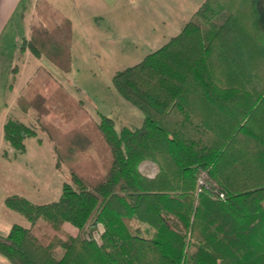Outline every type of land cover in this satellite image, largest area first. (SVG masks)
Masks as SVG:
<instances>
[{
  "label": "trees",
  "instance_id": "1",
  "mask_svg": "<svg viewBox=\"0 0 264 264\" xmlns=\"http://www.w3.org/2000/svg\"><path fill=\"white\" fill-rule=\"evenodd\" d=\"M56 13L54 27L32 25L25 43L70 73L72 21ZM180 32L114 73V87L144 115L140 127L119 131L101 114L60 132L44 120L51 108L36 83L21 89L16 104L53 141L56 167L93 148L104 171L79 160L57 201L5 199L32 226L42 218L79 231L44 242L14 224L0 235L12 264H264V0H204ZM3 130L21 151L37 135L15 118ZM145 161L155 175L142 172ZM100 225L101 242L82 236Z\"/></svg>",
  "mask_w": 264,
  "mask_h": 264
},
{
  "label": "rangeland",
  "instance_id": "2",
  "mask_svg": "<svg viewBox=\"0 0 264 264\" xmlns=\"http://www.w3.org/2000/svg\"><path fill=\"white\" fill-rule=\"evenodd\" d=\"M86 2L89 3L88 0ZM90 2L94 6L92 0ZM122 9L112 17H106L104 23H101L103 28L113 26V35L118 43L105 37L103 41L96 40L88 44L81 36L80 26L74 22L75 38L72 40L74 48L70 73L60 70L44 57L45 60L41 63L43 67L40 66L39 71L31 73L32 81L39 87V92L51 108L44 120L53 124L60 132L68 133L90 122L98 123L101 114L113 118L119 131L124 126L140 127L144 115L114 87V73L140 62L164 45L170 36L176 35V28L190 17L194 4L191 0L180 3L173 0H129ZM34 12L35 20L30 26L29 36L24 40L21 38L23 36L18 38L16 52L23 54L25 50H29L25 42L30 37L32 25L41 24L48 28L59 22L57 9L48 0H37ZM22 33L24 32L21 35ZM117 44L123 47L122 50L114 48ZM29 74L22 76L21 83L25 84ZM61 90L66 91V94ZM8 117L24 122L35 129L37 135L26 138L25 150H18L7 143L4 122L0 118V235H8L11 227L19 224L33 229L44 242L55 235L64 240L73 229L53 227L42 218L32 226L23 214L8 208L5 199L10 195H21L38 204L57 201L62 195L63 183L70 181L69 165L91 158L95 162L91 166L92 170L98 168L104 171L102 162L97 152L89 148L56 167L54 143L42 131L36 117L23 112L16 104L9 111ZM140 169L149 176L155 175L158 170L157 165L150 161L142 162ZM132 224L134 228H141L142 235L152 236L154 233L144 223L133 220ZM102 228L100 225L92 234L87 229L81 234L89 239L92 235L101 242ZM73 233L78 234L79 231L74 229ZM57 254H62L60 248ZM0 264L12 263L0 253Z\"/></svg>",
  "mask_w": 264,
  "mask_h": 264
},
{
  "label": "crops",
  "instance_id": "3",
  "mask_svg": "<svg viewBox=\"0 0 264 264\" xmlns=\"http://www.w3.org/2000/svg\"><path fill=\"white\" fill-rule=\"evenodd\" d=\"M36 1L0 0V118L3 120L4 125L7 119L11 118L8 117L9 111L17 103L21 89L32 81L31 73L39 71L40 66L43 65L41 63L45 60L34 56L29 50H25L23 54L16 52L18 38L23 36L21 38L24 40L29 36L30 26L35 20ZM88 1L89 3L86 0H48L57 11H60L72 21L73 38H75L74 22H77L80 26V32L83 34L81 36L84 40H87L88 44L96 40L103 41L105 37H108L114 43L117 42V38L113 35L115 32L113 26L103 28L101 23H104L106 17L110 15L112 17L114 13L123 10L122 8L128 4L129 0H92L94 6L91 5V0ZM173 1L180 3L184 0ZM191 1L194 4V11L189 18L182 21V25H178V28H176L178 33L170 36L166 43L181 33L180 31L183 30L186 23L204 2V0ZM21 32H24L23 35H21ZM72 48H74V44H72ZM114 48L122 50L123 47L117 44ZM25 74H29V79L23 84L21 79ZM64 227L71 230L77 229L69 224H65ZM73 230L70 231L72 234H74Z\"/></svg>",
  "mask_w": 264,
  "mask_h": 264
},
{
  "label": "built area",
  "instance_id": "4",
  "mask_svg": "<svg viewBox=\"0 0 264 264\" xmlns=\"http://www.w3.org/2000/svg\"><path fill=\"white\" fill-rule=\"evenodd\" d=\"M200 183H203V181H202V180H200ZM220 196H221V197H223V194H221Z\"/></svg>",
  "mask_w": 264,
  "mask_h": 264
}]
</instances>
